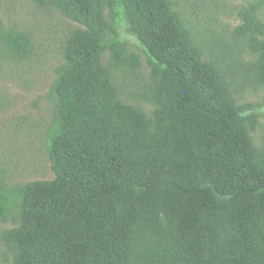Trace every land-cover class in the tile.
<instances>
[{
    "label": "trees",
    "instance_id": "1",
    "mask_svg": "<svg viewBox=\"0 0 264 264\" xmlns=\"http://www.w3.org/2000/svg\"><path fill=\"white\" fill-rule=\"evenodd\" d=\"M35 1L84 28L52 87L54 178L21 187V220L4 235L13 264H264V163L244 125L254 106L226 92L175 0ZM254 11L246 29L264 34ZM126 18L160 76L150 116L101 60L121 57Z\"/></svg>",
    "mask_w": 264,
    "mask_h": 264
},
{
    "label": "rangeland",
    "instance_id": "2",
    "mask_svg": "<svg viewBox=\"0 0 264 264\" xmlns=\"http://www.w3.org/2000/svg\"><path fill=\"white\" fill-rule=\"evenodd\" d=\"M253 7L264 24V0H175L174 5L203 61L236 105L254 106L244 125L264 163V34L246 29L245 16ZM105 14L109 22L108 8ZM0 26V264H13L4 235L21 220V187L54 178L48 138L58 114L52 87L68 41L84 26L35 0H0ZM119 30L125 41L121 57L108 49L101 60L119 97L150 116L160 76L127 18ZM21 37L24 47L16 52L11 44Z\"/></svg>",
    "mask_w": 264,
    "mask_h": 264
}]
</instances>
